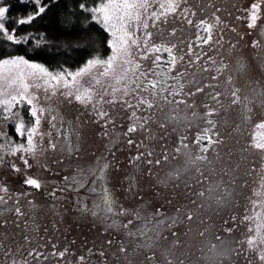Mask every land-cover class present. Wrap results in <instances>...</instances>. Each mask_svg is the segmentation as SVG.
<instances>
[{"label":"rangeland","instance_id":"obj_1","mask_svg":"<svg viewBox=\"0 0 264 264\" xmlns=\"http://www.w3.org/2000/svg\"><path fill=\"white\" fill-rule=\"evenodd\" d=\"M113 2L121 3L123 0ZM136 2L142 3L143 0ZM252 3H259L261 7L256 25L250 28L248 12ZM149 4L147 11L140 10V19L148 27L144 28L140 23L134 33L139 50L130 46L131 54L118 56L106 77L100 75L103 67L93 69V75L102 81L109 93L113 87L123 89L127 84L129 95L124 97L123 91L117 92L114 105L106 103L112 95H105L100 85L95 86L91 103L69 100L67 91L80 94L89 87L86 82L88 76L78 78L71 89H66L63 82L58 86L49 85L48 92L44 94L31 85L42 84L48 77L37 80L28 76L31 69L0 66V76L10 77L7 81L0 79V101L18 97L22 88L16 80L22 71L30 85L28 95L38 97L37 107H50L52 115L63 117L57 125L61 128V141L65 139V130H68V139L76 144L69 124L80 128L78 149L73 154L62 150V145L52 150L48 140L55 139L56 134L47 123L46 111L39 134L34 137L35 150L13 154L17 145L27 146V136L18 135L16 125L22 122L28 129L34 120L26 104L10 106L7 114L0 109V130L6 134L0 136V196L4 197V207L8 209L0 219V253L5 250L15 252L12 260L0 255V264H13V261L16 264H163L162 253L169 251L174 253L173 264H180V261L183 264H264L256 250L264 248L261 243L264 241V150L254 147L256 142L264 143V103L259 106L252 104L250 116L243 118L239 111L238 118L229 115L217 126L214 132L217 138L208 153H204L211 164L200 165L209 181H203L194 169L185 167L186 156L195 155L197 144L193 134L198 129L176 127L166 119V110L154 113L153 109L146 107L137 109L136 117L130 119L133 111L129 112V108L120 103L121 97L128 102L130 97L136 99L137 93L133 89L136 84L142 85L137 77L152 59L149 58L152 46L162 43L170 32L180 36L185 28L195 30L201 21L205 27L212 25L207 33L211 39L205 45L210 55L223 59L224 68L237 74L239 89L246 90L252 81L259 82L264 90V0H149ZM161 4L165 8L161 9ZM169 4L179 5L176 12L167 10ZM153 11L158 19L151 16ZM96 21L108 31L109 41L123 36L119 31L121 25L115 20L112 22L115 28ZM147 33L151 36L148 37ZM113 54L114 49L110 47L107 57L96 58L107 60ZM146 54L148 59H140ZM12 58L15 57L7 59ZM136 64L140 65L139 69H135ZM79 69L66 71L75 73ZM126 70V80L118 83L117 78ZM98 111L108 112L111 122L107 126L105 120H99ZM13 113H19L21 119L4 118L5 115L11 117ZM149 116L153 117L151 122L140 128L145 117ZM133 123L137 125V131L125 137L123 134ZM40 135H44L43 140ZM127 139L134 143L129 145ZM182 140L188 148L177 152ZM149 152L151 156L147 155ZM138 156L140 158L136 159ZM100 157L104 158L102 162L107 163L108 168L96 184L91 183L95 177H89L83 185L78 181L64 180L65 176L76 174L78 165L94 163ZM24 159L28 160L30 167L25 166ZM157 160L161 161L160 164L156 163ZM13 165L19 169L18 172ZM177 169L183 175H178L166 185L161 183L164 176ZM29 176L41 182L40 189L24 184ZM208 183L223 193V202L219 205L198 195ZM5 185L7 193L3 191ZM105 190L115 202V216L104 212ZM193 201L197 204L194 205ZM17 202L22 216L15 213ZM120 206L141 213L140 219L133 220L128 229L123 225L132 217L120 215ZM81 208H95L97 215L82 213ZM178 208L193 212L194 218L189 221L182 216L174 228L155 223L161 217L167 220L169 216H176ZM157 209L160 210L159 217L153 215ZM149 215H152L151 220ZM137 229L141 235H127L129 230ZM205 229L207 232L202 236ZM216 235L227 241L232 249L227 256H220L217 249L210 248V243H219L214 239ZM250 236L257 238L256 249L250 250L246 243ZM121 245L126 253L119 251ZM33 250L42 253L39 260L28 255ZM65 250L63 258L52 255ZM153 252L156 259L148 261L147 257ZM81 256L83 261L79 259Z\"/></svg>","mask_w":264,"mask_h":264},{"label":"snow or ice","instance_id":"obj_2","mask_svg":"<svg viewBox=\"0 0 264 264\" xmlns=\"http://www.w3.org/2000/svg\"><path fill=\"white\" fill-rule=\"evenodd\" d=\"M21 5H26L29 2H32L36 5V10L34 13H30L27 15L26 18L20 19L17 21L18 24H26V23H31L36 17L40 16L46 11V8L48 7L47 4H42V0H19ZM0 4H3L5 6H0V34H3L8 41H12L14 43H21L22 40H26L27 38H17L15 36V29H13L11 32L8 31L6 24L9 22L7 13L10 11L11 6L6 5V0H0ZM179 5L173 6L172 4H169L167 6V10L169 12H176L177 7ZM150 7L149 0H143L142 3L136 2V0H123L121 3H114L113 0H107L106 3H102L98 7H94L92 9H87L85 4H81L80 8L85 10V11H91L95 13L93 15L92 19L93 20H99L102 24L107 26L108 28H115V25L112 23L113 20L118 22L121 25V28L119 31L123 33V36H118L116 37L115 40L109 41V46L114 49V54L112 56H109L107 60H103L100 58H92L89 59L86 64L80 68L77 72H68V71H61L59 74H53L48 72V70L41 64L38 63H32L29 62V60L25 59L24 57H15L12 59H3L0 60V66L8 67H16L20 68L21 66L31 69L32 71L28 73V76L37 80L43 79V77H48V80H45L44 83H36L31 85L36 90H42L44 94L48 92V87L49 85H60L61 82H63V85L66 89H71L73 88L76 83L77 79L80 77L88 76L89 80L86 81L89 84V87L87 89H84L83 92L80 94H76V92L69 90L67 91L66 95L71 101V99H74L77 102H88L91 103L93 99V91L96 85H100V87L103 89V92L105 95H112V99L107 100L106 103L108 104H116V96L115 94L117 92L123 91V96L126 97L129 95L128 87L127 84H125V87L123 89L115 88L113 87L111 89V93H109L108 88L104 87L102 84V81L99 79H96L95 76L93 75V69L97 68L98 66L103 67V72L100 73L101 76H108L110 74V70L113 68V62L116 60L118 56H128L131 53L129 52V47L130 46H135L137 50H139L140 45L137 41V39L134 36V33L137 31V26L140 23H143V27L147 28L148 25L146 22L141 21L140 19V10L143 9L147 11V9ZM161 9L165 8V5L161 4L159 6ZM261 5L259 3H252L250 5V9L248 12L249 16V27H254L256 25L257 20L259 19V11H260ZM152 17H157L156 12L151 13ZM189 23H192V21L189 20ZM197 27L204 31L205 33H208L212 27V25H208L205 27L204 21H201ZM147 36L150 37L151 33H147ZM198 39H202L205 44L208 43V40L211 39V36H208V39H203V37H198ZM130 42V43H129ZM39 46V45H38ZM153 51L157 53H163L167 52L168 54V59L162 60L160 55H157L155 59L151 62L152 67L147 69L145 72L141 73L140 76L137 77V79H140V77H144L147 79L149 76L152 77V79L149 81V83L145 84L143 88L140 87L139 84H136L135 88L133 89L134 92H136L139 95L138 101L134 103H129L128 101L124 100L123 97H121L120 103L122 105H126L127 108H135V109H140L141 107H145L147 109H153L154 113L155 112H161L162 109L160 105L156 102V98L158 96L163 97L165 105H169L172 108L171 113H169L166 117L167 120L171 121H183L184 116L181 115L179 105L183 104V100H176L174 99L175 96H177L178 93L175 89L178 87L181 92L184 88V83L181 82V77L186 76L185 73H179L174 79H175V85L173 86V91L168 92L167 87L165 82H163L160 79H157V77H161L165 74V72L170 73L172 69L176 65V59L172 55V50L171 48L167 49H162V48H155ZM140 59H148V55H144L140 57ZM161 64L164 65H171L172 67H169L167 69H162L160 66ZM140 65L136 64L135 69H139ZM133 69V71L135 70ZM219 71V69H217ZM127 78V70L121 74L117 78V82L119 83L120 80H126ZM0 79H3L5 81L9 80L10 77L8 76H0ZM16 82L21 86L22 91L18 94L17 96H11L10 99H5L0 101V109H2L4 114H7L10 112V106L15 107L17 104H20L23 106L26 104L28 106L29 114L33 118L34 123L31 128L25 129L23 126V123H19L16 125V133L20 136H27V146L24 144L17 145L13 149V154L16 152H22V151H27V152H33L35 150V142H34V137L39 134V128L41 126L42 118L44 117L45 112L47 111L48 116L46 117L47 123H49L55 132V139H49L48 140V146L50 149L55 150L58 146L62 145V150L68 152L69 154H73L77 149H78V144H79V139H80V128L79 127H73L71 124H69V128L71 129V135L76 137V144H73L71 140L68 139L69 132L68 130H65L64 132V137L65 139L63 141L60 140L61 136V128L58 127L57 125L60 124L63 121V117L60 116L59 114L57 115H52V109L49 108H44V107H37L38 103V97L36 95L29 96L28 95V89L30 85L26 82L25 80V73L24 72H19L17 76ZM134 83V82H133ZM159 86V88L157 87ZM209 87H214V85H209ZM79 91V89H77ZM197 92L203 91V89L197 87L196 89ZM167 93V94H166ZM192 95H195L193 93ZM220 93L216 92L213 93L212 95V100L213 102L219 101L220 98ZM232 97V103L233 104H238L241 103V97L240 94L236 91L235 88L232 89L231 93ZM44 99L47 100L48 97L47 95L44 96ZM103 99V97H101ZM215 114V109H209L206 113V116L204 117L207 120V124L210 125L213 129L216 126V122L212 119H208V117H211L212 115ZM98 116L99 120H105V126L109 122H111V118L109 117L108 112L106 111H98L96 113ZM136 117V111H133L131 113V117L135 118ZM5 119H21L19 117V113H13L11 117L8 115H5ZM107 118V119H106ZM152 116L145 117V123L141 124L139 127L140 128H145V125L147 123H150L152 120ZM98 122V121H97ZM62 126V125H61ZM137 131V125L133 123L128 129L127 132H125L123 135L127 137L129 134L134 133ZM209 129H205L204 133L196 138V143L199 145L201 142L207 140V144L211 146L213 144V138L212 136L208 135ZM6 134L0 130V136H5ZM41 140L44 139V135H40L39 137ZM115 141H113L114 143ZM129 145H132L134 143L133 140L127 139L126 141ZM254 147L256 149L264 150V143L261 142H256L254 143ZM188 145L181 141L180 147L177 148V152L187 150ZM209 148L208 147H201L200 152L201 153H208ZM147 155L151 156V153H147ZM140 157H136V159H139ZM103 157L97 158L94 163H86L84 166H77L76 168V174L73 176H65L64 180L66 182L68 181H78L80 185H83L89 177H95L92 179L91 183L96 184L98 180H101L104 176L105 170L108 168L107 163H103ZM165 160H167V156L165 155L164 157ZM160 160H157L156 163L160 164ZM148 163H151V160L148 161ZM202 163H208L211 164V161L208 160V157L206 155H189L186 156V165L185 167L188 169H194L197 173H199L202 177L203 181H209V177L204 175L203 169L200 167ZM24 164L26 167H30L28 164V160L24 159ZM15 171H19L18 168L15 167V165L12 166ZM178 175H183V172L180 169L174 170L172 172H169L166 176H164L161 180V183L167 184L170 180L176 179ZM24 184L27 186L34 187L35 189H40L41 187V182L36 179L32 178L31 176L26 177L24 180ZM58 187L63 188L64 185H58ZM3 191L5 193L8 192V187L7 185L4 186ZM92 191H95V188L92 189ZM55 193H53L54 195ZM199 196L205 197L209 202H215L217 205L223 202V193L219 189H214L211 183H208L206 187L203 188L198 193ZM113 199L108 195L107 191L105 190L104 192V212L106 213H111L113 216L116 215V213H113V205H114ZM194 205L197 204L196 201L192 202ZM6 204V201L3 196H0V219H3V214L8 211L4 205ZM202 206V205H198ZM96 207H99L97 205ZM121 211L120 215L124 216H131L132 218L128 220V223L123 225L125 229H128V226L133 223V220H139L141 213L140 212H134L129 209L123 208V206H120ZM15 213L17 216H22L23 213L21 211V208L19 207V204L17 202L15 206ZM177 215L172 217L169 216L167 220L164 218H160L155 221L156 224L163 226H166L167 228H174V226L178 223L181 222V217H186L187 220L191 221L194 218V213L191 211L185 212L183 209H176L175 210ZM82 213H87L91 212L92 215H97V212L95 211V208L92 210H89L87 208H81ZM157 217L160 216V210L157 209L156 212L153 214ZM148 219H152V215L148 216ZM245 219H250L249 217H245ZM115 222V221H113ZM228 232L231 231V229H227ZM251 231V229H249ZM207 232V229H205V232H202L201 235L204 236L205 233ZM139 229L135 231L129 230L127 232V235L129 236H136V235H141ZM173 237L176 236V233H172ZM216 241L219 243H210V248H214L218 250V254L220 256H227L229 252L232 251V249L229 247L227 241H225L221 236L216 235L214 237ZM247 245L250 250L256 249L257 245V238L255 236H250L247 240ZM262 244H264V241H261ZM258 253V258L260 261L264 262V248L261 249H256ZM119 251L121 253H126V249L123 245H121ZM66 254L65 251H60V252H53L52 255H58L59 257L63 258ZM103 255V253H100ZM0 255H4L6 259L12 260V258L15 255L14 251L11 250H5L3 253H0ZM29 256H35L37 260H39L40 256L42 253L36 252L35 250L31 251L28 253ZM163 257V264H173V258H174V253L172 252H165L162 253ZM46 258V257H45ZM81 261L84 260V257L81 256L79 258ZM156 259V253L153 252V254L149 257H147L148 261H153ZM13 264H16L15 261H13ZM180 264H183V261H180Z\"/></svg>","mask_w":264,"mask_h":264},{"label":"flooded vegetation","instance_id":"obj_3","mask_svg":"<svg viewBox=\"0 0 264 264\" xmlns=\"http://www.w3.org/2000/svg\"><path fill=\"white\" fill-rule=\"evenodd\" d=\"M198 23L197 25H199ZM193 28V27H192ZM207 33L200 30L197 26L193 29H184L180 36H176L175 32H170L165 35V40L162 43H156L152 46V55L149 58V62L146 67H144L143 72L152 67L151 62L155 59L157 55L161 56L162 60L168 59L167 52L157 53L153 51L155 48L167 49L171 48L172 55L176 59V65L170 73L165 72L161 77L157 79L165 82L167 91L172 92L173 86L175 85V77L179 73H185L186 76H182L181 82L184 83V88L181 90L177 87L175 90L180 93L174 97L176 100H183L184 103L180 104L178 107L180 109L181 115L184 116L183 121H172V123L177 127L182 128H195L198 129L193 137L196 138L204 133L205 129H209L208 135L212 136L213 140L217 138L215 129L223 121V119H228L229 115L231 118H238L239 111L242 112L244 118L250 116V106L255 103L259 106L262 102L264 103V90L260 87L259 82H250L248 88L245 90H240L238 84L236 83L237 74H233L232 71L224 68L225 63L223 59L213 58L208 47L202 39L198 37H203L207 39ZM162 69H167L172 67L171 65L161 64ZM219 69V71H217ZM152 79L149 76L147 79L141 76L140 82L142 81L141 88L145 84L149 83ZM209 85H214V87H209ZM159 88V86H157ZM197 87L203 89V91L197 92ZM235 88L240 94L241 103H232V89ZM220 93L219 101L213 102V93ZM195 93V95H192ZM167 94V93H166ZM136 99L130 97L129 103H134L138 101L139 95H135ZM156 102L160 105L162 110H166L169 114L172 111L171 106L165 105L163 97L158 96ZM146 107V106H145ZM141 107L140 109H142ZM215 109V114L208 119H212L216 122V126L213 129L207 124V120L204 118L209 109ZM139 109V110H140ZM137 111L135 108H129V112ZM230 112V113H229ZM234 113V114H233ZM233 114V115H232ZM170 124V123H168ZM197 144V143H196ZM201 147H208L207 140L197 144L195 149V155H204L200 152ZM142 244V243H141Z\"/></svg>","mask_w":264,"mask_h":264},{"label":"trees","instance_id":"obj_4","mask_svg":"<svg viewBox=\"0 0 264 264\" xmlns=\"http://www.w3.org/2000/svg\"><path fill=\"white\" fill-rule=\"evenodd\" d=\"M105 1L42 0L41 6L48 5L46 11L31 23L18 24V20L35 12L36 5L6 0V5L11 6L6 14L8 31L15 29L17 38L27 39L17 44L0 34V60L22 56L43 65L51 73H59L75 71L94 57H107L110 53L108 31L92 19L93 12L80 8L85 4L87 9H92Z\"/></svg>","mask_w":264,"mask_h":264}]
</instances>
